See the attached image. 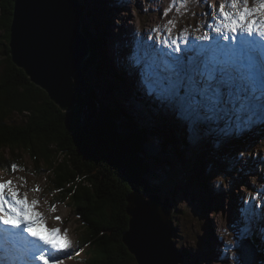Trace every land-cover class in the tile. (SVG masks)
Returning a JSON list of instances; mask_svg holds the SVG:
<instances>
[{"label":"rangeland","instance_id":"1","mask_svg":"<svg viewBox=\"0 0 264 264\" xmlns=\"http://www.w3.org/2000/svg\"><path fill=\"white\" fill-rule=\"evenodd\" d=\"M103 1L104 3H102V0H79L81 10L84 8L81 13V20L83 21V16L91 23V25H84V23L82 25V23H80L82 33H86V36L90 40V42H88L91 46V50L89 49V52L92 51V55L88 58V65L84 66L86 68V74H84V77L89 86V91L93 90L91 91L93 94L88 96L89 99L90 97H97L96 93H103V100L105 102L107 101L108 103L106 104L112 107L110 108V111L116 107L112 104V100L124 103L126 105L122 107L117 102L119 104H117V107L123 108L128 114L133 113L134 115L132 116L134 117L138 116L136 118L141 120L138 127L140 125L149 126L148 134L152 137L150 139H152V143L154 145L153 148L155 149H150L147 145V140L149 141L147 135L139 139V144H137L139 152L136 151L139 154H132L134 157L133 161L123 155L126 158L125 159L121 154L124 164L126 166L136 165L135 167L138 171L137 173L143 176V178H141L138 174H135L136 172H133L132 169H130V174H135L133 183H136V185L140 188L147 189V194L149 193L148 190L152 189V187L155 190V188H159L162 185L166 194H169L170 192L174 195V197L175 193L178 195L177 203H180L178 207L181 210V213H179V216L175 219L174 224L177 228L175 227L176 234L174 233L172 239L175 242L176 249L178 251L181 250L179 253L183 257L184 262L188 263L191 262V260H197L198 262H194L193 264H216L215 260H218L222 264H253L252 260H249L248 262L243 261L242 254H244V250H242V247L244 245L251 244L254 247L253 255L256 254L255 246L250 242V238L254 240L255 234L247 233L248 230L251 232L252 223H259L261 233L264 234V197H261L264 196V124L257 122L252 125L253 129H251V125H237L236 122L231 124L225 123V126L229 127V131L235 130V128L239 127L237 130L232 131L233 134L227 136V134L221 132V129L224 127L223 124L215 125L216 128L209 125L207 127L193 129L190 126H187L177 115L163 109L156 102V111L159 116L163 117V121L159 123L157 121L154 122L156 112H153V107L150 106V101L148 103L150 111H148V109L142 104L146 99V96L151 98L148 95V89L150 87L147 82L148 78L147 76L141 74V69L138 67L141 63V57H143L142 60L145 58V51L149 44V41L146 39L148 35H151L157 42L161 40L176 39L178 36L182 41L185 37L183 30L192 35L195 27L197 30L199 29V23L195 22L198 21V16L201 23V29L206 28L205 25L212 23V17L218 20L220 18L218 14L219 5L221 3H225L226 5L227 1ZM248 1L252 2L254 0ZM6 4L7 0H2L0 3V20L3 19V12L7 11L6 7L8 5ZM239 4H243L242 0H240ZM257 13L264 15V13L261 12ZM186 15L191 16L192 20H186ZM254 16V13H252L250 17L253 18ZM109 24L112 25L109 28V34L107 32L108 38H106L105 46L99 45L98 47H95L94 45L98 44V40H95V36L103 33L104 35H99L103 41L106 37V33H104L103 30L106 31L105 29L109 26ZM85 27L87 29H85ZM153 29H158V31H153ZM87 31H89L90 35H92L91 31H93L94 41H91L92 38H90ZM3 32L4 31L0 29V36ZM138 33L142 35H138ZM140 52L143 53L140 54ZM7 54L8 63H15L13 58H11V51V55L8 52ZM5 55L6 51L3 53V58ZM103 56L107 58L104 60L107 66L111 65V60L114 59V62L119 60L122 64L120 62L119 63L123 65L124 68L126 67L128 69L129 75L117 77L115 79V76L112 73L110 74L107 72V77H109V79H106L103 72H100L101 70L95 68L98 65L102 66L101 68H105L102 61L99 60ZM17 67L22 68L25 75L33 83V80L30 78L26 70L22 66L17 65ZM0 70H2L1 66ZM125 78L130 81V84L134 85V90L138 91L137 94L140 98V103L136 102V100L132 98V90L124 85L123 79ZM33 84L37 86L35 83ZM109 84L115 88H113V90L112 88L109 89L107 95V93H105L106 90L102 86H108ZM37 87L39 88V86ZM32 91L41 101L47 100V97L51 98L46 90H44L46 94L38 89H34ZM3 99L9 100L8 98ZM7 100L3 103L5 109L10 107V103ZM52 101L59 106L54 100ZM136 103L139 104L137 108H130ZM73 106L77 109L76 112H80L76 105ZM26 111L27 110H23L22 108L20 110H16L14 117L10 118V120L19 121V119L27 113ZM115 113V111H111L108 115H114ZM121 114L122 113L117 111L118 116ZM71 116H73L72 113ZM130 119L135 122L132 118ZM64 120L66 122L69 121V119H67V114L64 115ZM150 120L153 121L150 122ZM125 121H122V126L127 125ZM149 123L152 125H149ZM240 126H244V128ZM171 128L175 129L174 132H176V139H180V136L186 138L194 136L193 139L195 147H193V149L195 150L191 147L188 149L185 148L182 142L176 143V146L172 143L169 144L168 142H171L169 133L166 135L167 140H165L166 136L163 137V134H166V130H170L172 132ZM241 128L243 130H240ZM115 131H119L118 126ZM199 135L201 137H206L207 140H210V142L205 140V142L202 143ZM88 136L89 134L85 133V137ZM173 136L175 135L173 134ZM132 139L135 138L129 136V141ZM217 141L219 142V145H213V143ZM120 142L123 144L126 143V141L123 140H120ZM143 142L144 145L141 144ZM155 142L158 144L157 147L155 146ZM77 147L78 146L76 145L74 150H76ZM10 150L11 148L9 146H5V155H7ZM179 150L182 153H185L181 154L179 152L176 154L178 155L177 159L175 158L176 156L173 155V151L177 152ZM204 151V155L200 154V156L203 157L201 160L198 155L200 152L203 153ZM17 152L19 151L17 150ZM66 152L69 154V148H66ZM65 156H67V154H65ZM10 157L11 156L8 157L7 162L10 160ZM155 157L158 158L157 161ZM179 157L183 158V163L185 164L183 168H181L182 162L179 160ZM21 158L20 163L14 162L17 164L15 170L12 168L9 171L16 173V176L12 177V187L28 191L30 194H34L36 198H42L38 203L40 205L39 208L42 211H46V214L44 215L46 221L51 222L54 225L65 224V227L68 230L69 238L75 243V249H73L74 251L72 250L73 252L71 254L72 256H76L74 259H72V256H68L67 264H90V259L88 257L89 243L83 251H80V248L82 247L79 245V236H81V238L84 236V229H82L80 221L76 217L70 203H68V205L61 203L57 189L55 187H51V174L54 173L49 170V167L44 159L41 160V165L44 166V168H42L39 173H36V162L27 151H24ZM171 160L175 162L173 165H175L176 168L178 165V168L184 172H178V168L175 171L170 169L172 166V163H170ZM198 160H201L203 163V170L201 171L202 176L207 174L206 183L208 184V187H211L212 193L208 194L210 199L209 203L204 196L199 194V191H201V184L199 183V187L196 186L193 181L196 177L190 173H185L186 170L188 172L194 171L197 173V170H200V165L197 164ZM61 162L62 155H59L57 164H60ZM167 168L170 170L165 172V169ZM248 171L251 176L247 174L246 177V172ZM1 174L5 177L6 181H8L7 172L5 170H0V177ZM250 177L252 180L249 179ZM3 179L4 178H1L0 182ZM6 181L4 180V182ZM140 181H143L144 186L138 184ZM174 185H176L178 189H175ZM189 185L191 186V189H189ZM70 186L71 184H66V188ZM216 188H218V190H216ZM7 191L10 190L5 187V198L10 199L11 195ZM260 191L261 193H259ZM132 197L133 194L130 196V203L133 202L136 208L144 210L151 209L155 212V207H159L157 203L159 201L155 199H150L149 201L142 197L133 199L132 201ZM15 198L16 200L23 202L22 207L27 205V202L21 200L18 196H15ZM233 200L234 202H232ZM67 201L69 200L67 199ZM47 203L50 204L47 206ZM204 203H208L207 206H204ZM9 206L10 205H6V210ZM150 206L151 208H149ZM162 207L167 210L164 205H162ZM159 211L160 215L166 212L162 211L160 208ZM253 212L258 215L260 212V216L263 221H258L256 217H253ZM57 217H59V219H57ZM141 217L143 222L147 220V216ZM243 222H245V224H243ZM6 229L11 230L10 227H7ZM137 232H135V234ZM27 239V242L35 243V241H31L30 238ZM201 241H203V243ZM211 241L213 242L210 245L212 248H223L221 251H218L220 254L219 256H217L214 251L210 252V256L204 249H202ZM0 243H3V240L0 239ZM182 248L188 249L193 259H190V254H185ZM173 252L176 254L177 251L174 249ZM5 253L6 256H2L0 247V256L3 261L8 264H16L15 256L17 254V250L16 254L9 253L7 251H5ZM77 253L79 254L77 255ZM231 253L234 261L233 263H226V260L230 258ZM177 255H179L178 252ZM263 260L255 264H264ZM48 263H50V261H48Z\"/></svg>","mask_w":264,"mask_h":264},{"label":"trees","instance_id":"2","mask_svg":"<svg viewBox=\"0 0 264 264\" xmlns=\"http://www.w3.org/2000/svg\"><path fill=\"white\" fill-rule=\"evenodd\" d=\"M0 2H2V0H0ZM102 3H104L103 0ZM6 5H8L6 7L7 11H14V0H7ZM108 14L111 15L110 13ZM2 15L3 19L0 20V29L4 31L3 33H5V35L0 36V66L2 68V70H0V170L9 169L10 171L12 165L15 164L14 162H21V157L23 156L24 151L29 152L35 160L36 173H39V171L44 168V166L41 165V160L44 159L49 170L54 173L51 174V187L57 189L62 203L66 202L67 199L69 200L67 202L70 203V206L73 208L76 217L82 225V229H84V236H82L80 241L83 242V246L89 243L88 257L90 259V264H140L137 261L138 259L130 252L124 242L125 234L130 226L128 194L131 192V183L127 176L130 173V169H127L129 171L127 172V175L118 172L120 171V156H118V154L123 155V153L128 151L127 144H129L130 141L129 136L120 135L115 131L116 128L113 127L112 121L113 118L117 116V111L122 113V116L128 115L123 108L117 107L119 104L122 107L126 104L112 100V104L116 107L113 106L114 108L111 111H115L116 113L114 115H108L111 112L110 108L112 107L106 104L108 103L107 101L105 102L103 100V93H96L97 97L94 98L100 104L101 117H98L95 123L90 124L89 128L92 132H88L87 134L90 136L92 134V139L87 137L81 139L83 135L81 134L78 140L79 146L74 150L76 143L73 140L71 132L67 128L64 115L67 114V112L72 113L73 118L75 119L73 126H77L81 129L80 122L85 107L83 104L86 103V100L81 97V100L76 104L80 112H76L77 109L75 107H73L71 111L64 112L50 97H47V100L44 101L37 98V95L32 90L38 89L45 94L46 92L40 89V87L38 88L35 86L25 75L23 69L17 67L13 61V63H8L7 52L10 54V51H12L10 47V27L13 16L6 17L5 11ZM82 18L84 25H91L86 18L83 16ZM111 25L112 24H109L105 29L106 31L103 30V32L106 33V37L103 41L100 38L101 35H104L103 33L95 36V40H98V44L94 45L95 47H98L99 45L105 46ZM85 29L87 28L85 27ZM87 32L90 38H92L91 41H94L93 31H91L92 35H90L89 31ZM4 51H6V55L3 58ZM106 59L105 56L99 59L102 61L105 68H101L102 66L99 65L95 67L98 70H101L100 72H103L106 79H109V77H107V72L110 74L112 73L115 76V79L117 77L129 75L128 69L126 67L124 68L119 60L116 59L117 62H114L113 59L111 60V65L107 66L104 62ZM88 63L89 61L87 60L85 66H87ZM123 82L126 87L132 90V98L140 103V98L137 94L138 91L132 89V86L134 85L131 86L130 81L126 78L123 79ZM102 87L106 90L105 93H107V95L109 89L112 88L113 90V88H115L111 84ZM91 94L93 93L91 92ZM3 98H8L9 100ZM5 100L10 103L8 109L4 108L3 103ZM148 103L149 99L146 96L144 105L147 106L146 108L150 111ZM150 106H152V104H150ZM21 108L27 110V113L19 119L20 123L17 120L11 121L10 118L14 117L16 110H20ZM152 109L153 112H156L154 122L157 121L159 123L163 121V117L159 116L156 108L153 107ZM129 115L134 114L132 113ZM136 117H133L132 119L140 124L141 120ZM152 121L153 120H150V122ZM222 124L225 126V123ZM212 126L216 128L215 124ZM157 128L159 129L158 126ZM81 130L84 131L83 128ZM171 130L172 132L166 130V134H163V137L169 133L171 143L174 146H176V143L182 142L187 149L190 147L193 149V147H195L194 136L188 138L180 136V139H176V132H174L175 129L171 128ZM139 134L143 136L142 133ZM173 134L175 136H173ZM147 135L146 136L149 139L150 134ZM199 137L201 138L202 143H204L205 140L210 142L206 137H201L200 135ZM103 138L104 140H100L101 142L96 140ZM120 140L126 141V143L123 144ZM165 140H167V136ZM168 143L170 144V142ZM213 145H219V142L217 141L213 143ZM5 146L11 148L7 155H5ZM66 148H69V154L66 152ZM17 150L19 152H17ZM136 150L139 152L138 149ZM138 152H136V154H139ZM179 152L181 154L185 153H182L180 150L177 152L173 151V155H175V158L177 159L178 156L176 154ZM204 153L205 151L199 153V159H203L200 154L204 155ZM65 154H67V156H65ZM59 155H62V162L57 164ZM9 156L11 157L7 163ZM157 160L158 158H156V161ZM179 160L182 162V165H185L182 157H179ZM201 160H198L197 163L200 165V170H197V173L194 171L188 172L187 170L185 173H190L196 177L193 181H197L201 184V191H199V194L204 196L209 203L210 199L208 194L212 193V191L211 187H208V184L206 183L207 174L202 176L201 171L203 170V163ZM170 163H172V170H177L179 166L177 165L176 168L175 165H173L175 162L172 160ZM166 170L169 171L170 169L167 168ZM177 171L184 172L179 168ZM68 183L71 184V186L66 188V184ZM135 186L141 191H144V189L138 187L136 183ZM174 186L175 189H178L176 185ZM216 190H218V188H216ZM154 192L168 195L162 185L159 188H155V190L152 187L151 193ZM177 198L178 195L175 193V219L179 216V213H181V210L178 207L180 203H177ZM207 204L204 203V206H207ZM243 224H245V222H243ZM247 233L251 234L252 232L248 230ZM182 249L185 253L191 255L188 249ZM195 262H197V260ZM193 263L194 261L191 260V264Z\"/></svg>","mask_w":264,"mask_h":264},{"label":"snow or ice","instance_id":"3","mask_svg":"<svg viewBox=\"0 0 264 264\" xmlns=\"http://www.w3.org/2000/svg\"><path fill=\"white\" fill-rule=\"evenodd\" d=\"M242 2L245 6L240 11V0H228L232 12L221 3L220 18L205 25L210 31L189 36L183 43L179 36L159 42L151 35L146 37L148 48L138 67L148 78V95L193 129L233 122L264 124V20L257 27V20L247 19L253 11L264 13V0H258L256 9L247 7L248 0ZM16 167L12 165L13 170ZM10 183L0 182V224L9 225L14 231L5 229V233L21 242L16 264H33L36 260L48 264L49 256L52 264H63L47 248L25 240L23 233L27 232L56 252L71 246L68 240L61 243L33 230L37 221L25 218L27 213L23 202L16 200V193L5 198L4 189ZM6 205H10L7 210Z\"/></svg>","mask_w":264,"mask_h":264},{"label":"water","instance_id":"4","mask_svg":"<svg viewBox=\"0 0 264 264\" xmlns=\"http://www.w3.org/2000/svg\"><path fill=\"white\" fill-rule=\"evenodd\" d=\"M16 18L12 19L10 27V47L12 58L15 63L22 66L30 78L38 85L47 89L51 98L63 109H70L76 102V92L83 96H89V86L84 77L82 61L89 53L87 39L80 29L81 7L78 0H16ZM6 17L7 14H5ZM1 17V16H0ZM5 35V33L1 34ZM127 119L117 121L120 135L130 136L135 125L132 126ZM125 121L129 130L122 129L119 122ZM74 142L79 146V137L84 139L85 133L79 127L71 128L66 122ZM90 132V130H88ZM133 141V142H131ZM127 144V153L124 155L131 158L138 149L139 140L132 139ZM130 145V146H129ZM166 170V169H165ZM168 171V170H166ZM165 171V172H166ZM51 182V181H50ZM189 189L190 185H189ZM141 191L133 188L128 195V214L130 215V227L124 237V242L130 252L138 259L140 264H157L156 260L144 259L142 248L148 249V234L156 221L155 212L151 209L136 208L130 203L133 199L151 196V189ZM158 193H154L157 197ZM170 199L169 195L163 194L162 201ZM164 205L167 210L160 215V233L164 243L169 247L170 258L175 264L184 262L183 257L172 241L173 231L170 218L171 205ZM159 209V207H155ZM168 211V213H167ZM167 213V214H166ZM141 216H147L143 222ZM169 223V228L166 227ZM139 229V230H138ZM138 231V232H137ZM166 231V233H165ZM135 232H137L135 234ZM135 234V235H134ZM147 237V238H146ZM146 238V239H145ZM142 244V245H141ZM140 246V247H138ZM176 250L179 255L174 254Z\"/></svg>","mask_w":264,"mask_h":264},{"label":"bare ground","instance_id":"5","mask_svg":"<svg viewBox=\"0 0 264 264\" xmlns=\"http://www.w3.org/2000/svg\"><path fill=\"white\" fill-rule=\"evenodd\" d=\"M15 4H16V0H15ZM81 13H82V10H81ZM81 23L83 25V21L82 20H81ZM82 35L87 39V42H90L89 38L86 36V33H84ZM88 48L91 50V46H90L89 43H88ZM91 55H92V51H90L87 54V56L83 59L82 64H81L82 66H85V62L88 60V58ZM130 85L132 86L133 84H130ZM38 86L41 87L40 85H38ZM41 88H43V87H41ZM132 89L134 90V86H132ZM90 95H92L91 94V90L89 91V96ZM81 97L84 98V100H86V103H85V107L83 109L84 113H82V120L80 122V126L83 128L84 132L88 133L89 132L88 130H90V128H89L90 124L95 123L97 121V118L99 117V115H101V113H100L101 112V107H100V104L98 103V101L94 97H90V99H89V97L83 96L80 92L79 93L76 92V102H75L74 105H76L79 102V100H81ZM73 107L74 106H72L70 109H66V111L63 110L62 108L61 109L64 112H67V111H71L73 109ZM128 121L131 123L132 126H134L135 123H136V122H133L130 118H128ZM119 124L121 125L122 129H126L127 128L129 130V127L127 125L126 126L125 125L122 126V122L121 121L119 122ZM150 138H152L151 135L149 136V141L147 140V145L150 147V149L151 148L155 149V148H153L154 145L152 143V139H150ZM142 145H144V142H143ZM155 146L156 147L158 146V144L156 142H155ZM155 158H157V157H155ZM127 172H129V171L127 170ZM154 193H158V192H154ZM154 193L151 194L152 197H148V198L149 199H155V200L159 201L157 203L159 205V208L162 211H166V209L162 207L161 203H163L165 205H171L170 218H171L172 226H175V224H174V222H175V218H174V211H175L174 203L172 204L171 201L168 198H167V200L162 201L163 193H158L157 197H155ZM166 196H168V195H166ZM149 208H151V206ZM155 216H156V221L154 222V225L151 224V226H153V228H152V230L149 232V234L147 236L148 237V248H149V250L145 249V248L144 249L142 248V250H141L142 253H143L144 259L146 261H148L149 259L156 260L155 263H157V264H175V259H173V262H172V260L170 258V254H169V247L167 245H165L163 236L160 233L159 224H158L157 221L160 220L161 216H160V211L157 208H155ZM162 217H164L163 214H162ZM7 227H10V226L9 225L0 224V239L1 240H4L5 236L7 235V233H5V231H4ZM166 227L169 228V223H167ZM175 229L176 228L174 227L173 228V232L174 233H176ZM12 231H14V230H8L9 233L12 232ZM165 233H166V231H165ZM24 235L27 238L31 239V235L29 233L24 232L23 236ZM25 236H24V238L26 239V241H28V239ZM31 241H34V238H32ZM20 243L21 242L17 240L16 245L19 246ZM0 247H1L2 256H6L5 250L2 249L3 243H0ZM138 247H140V246H138ZM242 250H244V254H242V259L244 261L251 260L252 259V255H253L252 249L250 247H248V245H244L242 247Z\"/></svg>","mask_w":264,"mask_h":264},{"label":"crops","instance_id":"6","mask_svg":"<svg viewBox=\"0 0 264 264\" xmlns=\"http://www.w3.org/2000/svg\"><path fill=\"white\" fill-rule=\"evenodd\" d=\"M152 107H154V104H152Z\"/></svg>","mask_w":264,"mask_h":264}]
</instances>
